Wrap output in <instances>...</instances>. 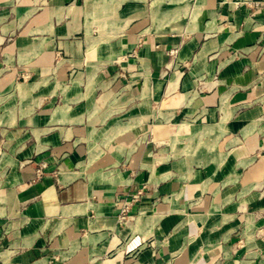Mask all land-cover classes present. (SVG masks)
<instances>
[{
    "label": "crops",
    "instance_id": "1",
    "mask_svg": "<svg viewBox=\"0 0 264 264\" xmlns=\"http://www.w3.org/2000/svg\"><path fill=\"white\" fill-rule=\"evenodd\" d=\"M239 1L0 0V264H264V0Z\"/></svg>",
    "mask_w": 264,
    "mask_h": 264
},
{
    "label": "built area",
    "instance_id": "2",
    "mask_svg": "<svg viewBox=\"0 0 264 264\" xmlns=\"http://www.w3.org/2000/svg\"><path fill=\"white\" fill-rule=\"evenodd\" d=\"M173 53H175V50H172V54ZM38 174H41V168L38 170ZM135 197H137V195ZM115 207L118 210L117 217H118L119 223L120 224L126 223L131 217V214H130L131 202L129 201L122 202L118 200L115 202Z\"/></svg>",
    "mask_w": 264,
    "mask_h": 264
},
{
    "label": "rangeland",
    "instance_id": "3",
    "mask_svg": "<svg viewBox=\"0 0 264 264\" xmlns=\"http://www.w3.org/2000/svg\"><path fill=\"white\" fill-rule=\"evenodd\" d=\"M147 3H151L153 0H145ZM240 3H242V4H245V5H250V6H257V5H259L260 4V2L259 1H256V0H241V1H239ZM245 55V53L244 52H242V51H237L236 53H235V57L236 58H241V57H243ZM131 210V209H130ZM131 214V213H130Z\"/></svg>",
    "mask_w": 264,
    "mask_h": 264
}]
</instances>
